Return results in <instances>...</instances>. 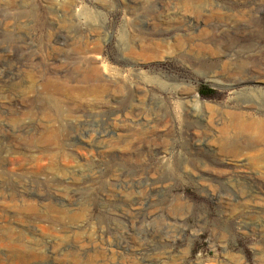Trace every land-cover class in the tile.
<instances>
[{
    "label": "rangeland",
    "instance_id": "1",
    "mask_svg": "<svg viewBox=\"0 0 264 264\" xmlns=\"http://www.w3.org/2000/svg\"><path fill=\"white\" fill-rule=\"evenodd\" d=\"M233 112L264 124V0H0V264H264Z\"/></svg>",
    "mask_w": 264,
    "mask_h": 264
},
{
    "label": "bare ground",
    "instance_id": "2",
    "mask_svg": "<svg viewBox=\"0 0 264 264\" xmlns=\"http://www.w3.org/2000/svg\"><path fill=\"white\" fill-rule=\"evenodd\" d=\"M240 32V31H239ZM239 32L237 33V32H235V34H236V37L237 38H239V39H241L242 37H243V35H242V33L241 34H239ZM218 36V35H217ZM217 36H215V37H217ZM218 38H219V40H220V42H222V41H225V39L222 37V35H220V36H218ZM179 41V40H178ZM181 42H182V39H181ZM179 43V42H178ZM226 55V57L227 56H229V55H231V54H225ZM202 107H204L205 109H208V110H213V107L211 106V105H209V104H207V103H204L203 105H202ZM234 113V112H233ZM230 116H229V118H228V120H227V125H226V127H224L222 130L223 131H229V130H237V131H242V132H244V131H253L254 133H261V132H263L264 131V124L262 123V121L260 122V121H251V120H247V119H245V118H243V116H241V115H239V113L237 114H229ZM146 125H148V124H146ZM149 127V126H148ZM257 139H258V136H257ZM263 139L264 138H262V141H263ZM209 141V140H208ZM259 141V140H258ZM232 146V145H231ZM224 152V151H223ZM230 153H231V155H233V156H238L239 154H240V151L238 150V149H233V146H232V148L230 149ZM264 158V157H263ZM134 203V202H133ZM121 214H124V215H129V214H133V213H139L140 211H141V209L140 208H138V207H134V208H132L131 210H125V209H119L118 210ZM71 213V212H70ZM123 215V216H124ZM136 215V214H135ZM70 216V215H69ZM74 218V217H73ZM70 219V218H69ZM90 237L92 236L91 234L89 235ZM82 239V238H81ZM83 239H85V236H84V238ZM90 240V239H89ZM77 241V240H76ZM79 241V240H78ZM117 241H119V240H117ZM80 242V241H79ZM83 242V241H82ZM82 242H81V244H82ZM85 242V241H84ZM120 242V241H119ZM119 242H117V244L119 243ZM93 245V244H92ZM83 246V245H82ZM119 246V245H118ZM81 247V246H80ZM78 248H79V245H78ZM97 248V247H96ZM118 248V247H117ZM80 249H82V247L80 248ZM79 249V250H80ZM84 249L85 248H83V250H82V254L83 255H85L86 253H85V251H84ZM100 249V248H99ZM86 250V249H85ZM106 250H108V249H106ZM120 250V249H119ZM135 250V249H134ZM138 250V249H137ZM141 250V249H140ZM87 251V250H86ZM115 251V250H114ZM118 251V250H117ZM126 251V250H125ZM133 251V250H132ZM79 252V251H78ZM81 252V251H80ZM103 252V251H102ZM108 252V251H107ZM120 252V251H119ZM97 253V252H96ZM95 253V254H96ZM109 253H107V255H108ZM126 254H130V253H126ZM135 254L136 255H140L141 253L140 252H135ZM145 254V253H144ZM76 255H77V253H76ZM97 255V254H96ZM95 255V256H96ZM105 255V254H104ZM116 256H117V254H115ZM142 255V254H141ZM81 257H82V255H80ZM87 256H89V255H87ZM94 256V257H95ZM98 256V255H97ZM109 256V255H108ZM112 256V255H111ZM123 256V255H122ZM79 257V256H78ZM113 257H115V256H113ZM120 257V256H119ZM118 257V258H119ZM136 257V256H135ZM80 258V257H79ZM96 258V257H95ZM101 258V257H100ZM106 258V257H105ZM125 258V257H124ZM96 259H98V258H96ZM122 259V258H121ZM129 259H130V257H129ZM131 259H133L132 258V256H131ZM130 259V260H131ZM155 259V258H154ZM112 260V259H111ZM105 261V260H104ZM88 262H90V261H88ZM98 262V261H97ZM121 262H122V260H121ZM124 262V261H123ZM100 263V262H99ZM90 264H96V262H91ZM120 264V263H119ZM127 264H146V261L142 258V257H137V259H133L132 261H127ZM149 264V263H148ZM160 264H161V262H160Z\"/></svg>",
    "mask_w": 264,
    "mask_h": 264
}]
</instances>
